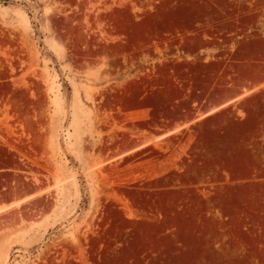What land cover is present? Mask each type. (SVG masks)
Returning a JSON list of instances; mask_svg holds the SVG:
<instances>
[{
	"label": "rangeland",
	"instance_id": "374dc122",
	"mask_svg": "<svg viewBox=\"0 0 264 264\" xmlns=\"http://www.w3.org/2000/svg\"><path fill=\"white\" fill-rule=\"evenodd\" d=\"M258 36L264 0H0V264H264Z\"/></svg>",
	"mask_w": 264,
	"mask_h": 264
},
{
	"label": "crops",
	"instance_id": "0c3cea01",
	"mask_svg": "<svg viewBox=\"0 0 264 264\" xmlns=\"http://www.w3.org/2000/svg\"><path fill=\"white\" fill-rule=\"evenodd\" d=\"M235 53L237 57L238 86L240 87L236 91V99L239 104L249 96L264 94V37L258 36L239 41ZM241 87L245 89V92L242 91ZM230 103L231 101H224L215 105L214 107H217L205 116Z\"/></svg>",
	"mask_w": 264,
	"mask_h": 264
},
{
	"label": "bare ground",
	"instance_id": "6f19581e",
	"mask_svg": "<svg viewBox=\"0 0 264 264\" xmlns=\"http://www.w3.org/2000/svg\"><path fill=\"white\" fill-rule=\"evenodd\" d=\"M74 99H75V97H74ZM74 99H73V101H75ZM75 119H76V118H75ZM75 126H76V125H75ZM5 249H6V248H5ZM3 251H4V249H3ZM6 251H7V250H6Z\"/></svg>",
	"mask_w": 264,
	"mask_h": 264
}]
</instances>
